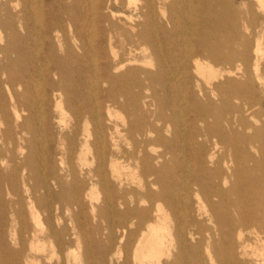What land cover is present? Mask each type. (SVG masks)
Here are the masks:
<instances>
[{
    "label": "bare ground",
    "instance_id": "6f19581e",
    "mask_svg": "<svg viewBox=\"0 0 264 264\" xmlns=\"http://www.w3.org/2000/svg\"><path fill=\"white\" fill-rule=\"evenodd\" d=\"M262 68L264 0H0V264H264Z\"/></svg>",
    "mask_w": 264,
    "mask_h": 264
},
{
    "label": "rangeland",
    "instance_id": "374dc122",
    "mask_svg": "<svg viewBox=\"0 0 264 264\" xmlns=\"http://www.w3.org/2000/svg\"><path fill=\"white\" fill-rule=\"evenodd\" d=\"M260 74L261 75H263L264 76V68H262L261 70H260ZM202 79V78H201ZM203 81H206V79L205 78H203L202 79ZM259 87V86H258ZM259 120L260 121H264V116H260L259 117ZM257 157L258 158H260L261 157V155L260 154H257ZM261 169H264V163H263V165H262V167H261ZM98 197H99V201L100 202H102L103 201V199H104V196L102 195V194H100V195H98ZM88 217H89V219L92 217V214H91V212L89 211L88 212ZM65 218L67 219L66 221L68 222V216L67 215H65ZM91 223V222H90ZM18 227H20L19 225H17ZM102 228L103 229H105L106 228V222H103L102 223ZM106 233H107V231L106 230H103V240L105 241V243L107 244V240H106ZM92 238H95V236H93ZM44 244V243H43ZM85 243L84 242H81V244L79 245V246H77V245H73L72 247H69V248H67V250L65 251V252H63L61 255H52V254H50L51 253V251H52V249H51V244L50 243H45V250L44 251H41L40 253H36V255H38V256H41V257H45L46 258V256L47 257H49V256H51V259H50V261L46 258V260H44L42 263L43 264H57V261H58V259L61 257V258H63L64 260L67 258H69L70 259V261H72L73 262V254L74 253H76V252H79L80 254H83V252H84V250H85ZM73 248V249H72ZM81 248V249H80ZM80 249V250H79ZM73 250V251H72ZM69 252V253H68ZM74 252V253H73ZM83 264H88V263H86V262H83ZM108 264V263H107Z\"/></svg>",
    "mask_w": 264,
    "mask_h": 264
}]
</instances>
